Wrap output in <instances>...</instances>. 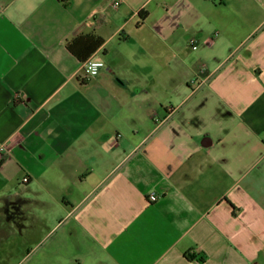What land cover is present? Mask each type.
Masks as SVG:
<instances>
[{
	"label": "crops",
	"instance_id": "obj_1",
	"mask_svg": "<svg viewBox=\"0 0 264 264\" xmlns=\"http://www.w3.org/2000/svg\"><path fill=\"white\" fill-rule=\"evenodd\" d=\"M0 2V264H264V0Z\"/></svg>",
	"mask_w": 264,
	"mask_h": 264
},
{
	"label": "trees",
	"instance_id": "obj_2",
	"mask_svg": "<svg viewBox=\"0 0 264 264\" xmlns=\"http://www.w3.org/2000/svg\"><path fill=\"white\" fill-rule=\"evenodd\" d=\"M103 43V37L90 33L80 34L67 41V47L81 60H85Z\"/></svg>",
	"mask_w": 264,
	"mask_h": 264
},
{
	"label": "built area",
	"instance_id": "obj_3",
	"mask_svg": "<svg viewBox=\"0 0 264 264\" xmlns=\"http://www.w3.org/2000/svg\"><path fill=\"white\" fill-rule=\"evenodd\" d=\"M3 7V2H0V8ZM190 44L193 48L197 47V42L195 39L190 40ZM105 65V62L96 57L91 55L90 57L86 58L82 63V69L88 76H93L99 73L100 69ZM27 180V178H25ZM151 197L154 199L156 195L154 193L151 194Z\"/></svg>",
	"mask_w": 264,
	"mask_h": 264
}]
</instances>
